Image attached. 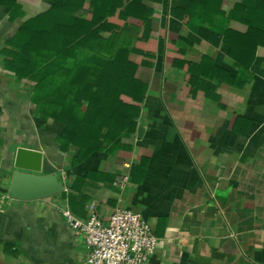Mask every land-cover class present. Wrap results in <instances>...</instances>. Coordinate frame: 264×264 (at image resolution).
Here are the masks:
<instances>
[{
  "label": "crops",
  "instance_id": "1",
  "mask_svg": "<svg viewBox=\"0 0 264 264\" xmlns=\"http://www.w3.org/2000/svg\"><path fill=\"white\" fill-rule=\"evenodd\" d=\"M85 1L78 14L90 17ZM134 1L151 19L149 38L161 40V50L150 49L149 64L137 69L147 90L136 128L124 139L127 147L93 152L76 171L93 177L67 179L64 164L78 147L60 148L63 124L34 115L31 83L6 67L3 52L19 26L39 13L28 16V7L46 6L43 11L51 2L0 0V187L8 185L17 145L40 149L62 173L64 186L31 200L0 191V264H87L86 247L61 209L81 219H106L117 207L139 212L158 239L143 264H264V44H251L254 55L241 87L222 81L212 90V82L198 84L185 68L170 71L165 60L167 42L181 40L193 70L199 72L207 57L209 70L218 67L237 79L244 67L221 30L245 33L247 24L230 11L264 0H197L184 21L173 11L188 0ZM117 177L123 180L115 182Z\"/></svg>",
  "mask_w": 264,
  "mask_h": 264
},
{
  "label": "trees",
  "instance_id": "2",
  "mask_svg": "<svg viewBox=\"0 0 264 264\" xmlns=\"http://www.w3.org/2000/svg\"><path fill=\"white\" fill-rule=\"evenodd\" d=\"M50 2L7 41L4 62L17 79L32 84L34 115L63 124L57 135L60 148L78 147L64 164L67 179L91 178L92 173L76 172L90 154L127 147L124 139L134 133L147 90L137 69L149 64L150 49L161 50V40L149 38L151 19L140 1L89 0L90 17L78 14L86 7L85 0ZM196 2L188 0L183 10L173 11L176 18L184 21L183 13H192ZM262 9L261 4H236L229 16L244 21L247 31L221 30L229 53L240 69L244 67L235 75L237 79L218 67L209 70L212 62L207 57L198 63L199 72L193 70L184 58L181 40L167 42L165 60L170 71L185 68L184 74L196 77L198 84L212 82V90L222 81L241 87L246 81L241 75L254 55L251 46L264 44V17H258ZM186 24L194 27L189 21Z\"/></svg>",
  "mask_w": 264,
  "mask_h": 264
},
{
  "label": "built area",
  "instance_id": "3",
  "mask_svg": "<svg viewBox=\"0 0 264 264\" xmlns=\"http://www.w3.org/2000/svg\"><path fill=\"white\" fill-rule=\"evenodd\" d=\"M122 180L117 177L115 182ZM61 214L85 245L87 264H143L157 248L158 239L147 221L130 208L117 207L106 219L93 214L81 219L67 208Z\"/></svg>",
  "mask_w": 264,
  "mask_h": 264
},
{
  "label": "water",
  "instance_id": "4",
  "mask_svg": "<svg viewBox=\"0 0 264 264\" xmlns=\"http://www.w3.org/2000/svg\"><path fill=\"white\" fill-rule=\"evenodd\" d=\"M143 127L139 125L137 135ZM9 182L0 191L20 200L42 198L63 190L62 173L44 157L40 149L17 145L9 167Z\"/></svg>",
  "mask_w": 264,
  "mask_h": 264
},
{
  "label": "rangeland",
  "instance_id": "5",
  "mask_svg": "<svg viewBox=\"0 0 264 264\" xmlns=\"http://www.w3.org/2000/svg\"><path fill=\"white\" fill-rule=\"evenodd\" d=\"M46 6H40V7H32V6H29L28 7V16L30 15V14H32L33 12H36V11H39L40 12V10H42L43 8H45ZM18 8V7H17ZM45 10V9H44ZM34 16V15H33ZM32 17V16H31ZM32 85V84H31ZM31 85H30V95H31Z\"/></svg>",
  "mask_w": 264,
  "mask_h": 264
}]
</instances>
